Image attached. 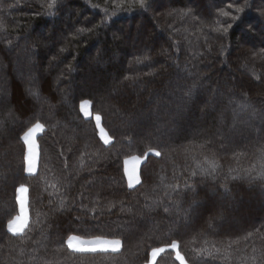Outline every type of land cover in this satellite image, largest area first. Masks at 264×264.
Returning a JSON list of instances; mask_svg holds the SVG:
<instances>
[{"label": "trees", "instance_id": "16d2710c", "mask_svg": "<svg viewBox=\"0 0 264 264\" xmlns=\"http://www.w3.org/2000/svg\"><path fill=\"white\" fill-rule=\"evenodd\" d=\"M156 249L154 264H264V0H0V264H147Z\"/></svg>", "mask_w": 264, "mask_h": 264}, {"label": "rangeland", "instance_id": "374dc122", "mask_svg": "<svg viewBox=\"0 0 264 264\" xmlns=\"http://www.w3.org/2000/svg\"><path fill=\"white\" fill-rule=\"evenodd\" d=\"M83 105V107H82ZM81 112L83 114V116L85 118H90L92 117V114H91V111H90V104L89 102L87 104H84V102L81 103ZM97 116H93L94 120H95V123H96V126L98 128V131H99V135L101 137V139L105 142V137L107 138V140L110 142V138L109 136L107 135L106 131L103 129L102 125H101V121L100 119L97 120L96 119ZM37 124H35L24 136L23 138V141L25 143V146H26V172L27 174H34L36 172V169H37V160H38V150H37V143H36V138L37 136L42 132L43 128L41 127V129L37 130L36 132L32 133L31 136H29V133L32 132V129L35 128ZM40 125V124H39ZM42 126V125H41ZM102 130V131H101ZM29 140L31 141H34V144H35V148H34V153H35V161H34V168H33V171L32 172H29L28 171V160H29V147H28V144H29ZM108 142V143H109ZM143 159L142 158H139L137 156H134V157H130V158H127L126 161H125V174H126V177H127V170H131L133 168H135L136 170V175L138 176L139 178V167L142 163ZM127 182H128V185H129V181H128V178H127ZM132 185H138V183L136 181H132ZM20 196L21 194L19 193L18 195V202H19V199H20ZM25 200V211L27 213V203H26V196L24 198ZM19 208H20V205H19ZM21 214V212L19 211V215ZM18 215V216H19ZM27 220H28V215H27ZM27 220L25 222V226L27 224ZM69 241H71V245H75V246H78L79 249H85V250H78L77 247H73V246H70L69 244ZM105 241H107L108 243H104ZM114 241H117V240H111V239H102V238H96V239H83V238H79V237H75V236H71L68 241H67V244L69 245V247L72 249V250H75V251H81V252H93L92 250H89V249H95L94 251H102V252H106V251H111V252H116V251H119L120 250V247H121V244L119 245H115L113 244L112 242ZM173 250H175L176 246L172 247ZM177 252L176 251V255H177ZM186 264V263H185Z\"/></svg>", "mask_w": 264, "mask_h": 264}, {"label": "snow or ice", "instance_id": "6c2138e0", "mask_svg": "<svg viewBox=\"0 0 264 264\" xmlns=\"http://www.w3.org/2000/svg\"><path fill=\"white\" fill-rule=\"evenodd\" d=\"M141 3L143 4V0H141ZM50 7H51V5H50ZM87 103H88L87 101L84 102V104H87ZM82 107H83V105H82ZM96 119L99 120L100 117L97 116ZM41 127H42L41 125L37 124L35 126V128L32 129V132L29 133V136H31L32 133L36 132L37 130L41 129ZM104 139H105V143L109 142L106 137ZM28 147H29V153H30L29 160H28V171L32 172L33 168H34V161H35V153H34L35 144H34V141L29 140ZM159 154H160L159 152L155 153V155H159ZM127 178H128L130 187L132 186V181H136L137 183H139V178L136 175L135 168H133L131 170H127ZM24 191H25V189L23 187H21L19 189V192L21 193V196H20V199H19V205H20L21 214L19 216H16L11 221V228H12V231L14 233L22 231L23 228L25 227V222L27 220V213L25 211V200H24V196H23ZM104 243H108V242L105 241ZM112 243L115 244V245H119L120 241L117 240V241H114ZM69 244H70V246L77 247L78 250H85V249H79L78 246L71 245V241H69ZM174 247H175V245H174ZM89 250L94 251L95 249H89ZM153 255H155V252L153 253ZM177 259L180 261V264H184L183 257L180 256L179 252H177Z\"/></svg>", "mask_w": 264, "mask_h": 264}, {"label": "crops", "instance_id": "0c3cea01", "mask_svg": "<svg viewBox=\"0 0 264 264\" xmlns=\"http://www.w3.org/2000/svg\"><path fill=\"white\" fill-rule=\"evenodd\" d=\"M136 186V185H135ZM134 185H132L131 186V188H133V187H135ZM130 187V186H129ZM21 187H19V189H20ZM24 189H25V191H24V193H23V196H24V198H25V196H26V188L25 187H23ZM19 189H18V193H17V199H18V195H19ZM21 194V193H20ZM18 204H19V202H18ZM19 211H20V208H19ZM25 228V227H24ZM23 228V229H24ZM8 229H9V232L10 233H12V234H19V233H21L22 231H20V232H13L12 231V228H11V223L9 224V227H8ZM173 249V248H172ZM175 250H176V248H175ZM164 251V249H156V250H153L152 252H151V254H150V259H149V262L147 263V264H154L155 263V261H156V259L158 258V256L162 253ZM81 252V251H80ZM155 252V255H153V253ZM178 260V259H177ZM179 261V260H178ZM180 262V261H179ZM184 264H185V262H184Z\"/></svg>", "mask_w": 264, "mask_h": 264}]
</instances>
